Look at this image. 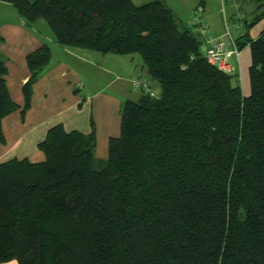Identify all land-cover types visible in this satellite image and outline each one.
<instances>
[{
    "label": "trees",
    "instance_id": "obj_1",
    "mask_svg": "<svg viewBox=\"0 0 264 264\" xmlns=\"http://www.w3.org/2000/svg\"><path fill=\"white\" fill-rule=\"evenodd\" d=\"M1 1L28 25L43 18L60 46L138 53L155 92L121 104L99 169L94 127L61 123L36 143L42 160L0 161V264H264V28L234 39L250 50L243 95L161 0ZM254 1L247 26L264 15ZM50 57L45 43L25 55L19 105L0 55V141Z\"/></svg>",
    "mask_w": 264,
    "mask_h": 264
},
{
    "label": "crops",
    "instance_id": "obj_2",
    "mask_svg": "<svg viewBox=\"0 0 264 264\" xmlns=\"http://www.w3.org/2000/svg\"><path fill=\"white\" fill-rule=\"evenodd\" d=\"M245 1L247 0H225L236 9L231 14H235L232 18L234 28L240 33L234 39L245 34L248 38H255L264 28V15L253 25L247 26L262 8H259L257 1L248 0L254 1L255 5L251 8V18L247 20L242 7ZM241 15L243 18H240ZM245 20L248 23H244ZM44 24L41 19H37L28 25L12 4L0 0V55L6 59V80L17 104H23L21 89L29 77L25 55L44 43L51 49L50 60L33 85L30 107L24 113L18 109L1 119L3 140L0 143L3 147L0 148V161L11 157L8 155L27 157L32 161L42 160L43 154L37 149L36 143L44 137L50 126L57 123H61L65 129H76L85 133L91 131L93 126L96 133L95 152L99 140L104 143L102 146L106 150L108 138L119 134L121 104L126 99H136L139 95L136 93L133 98L131 89L128 88L130 73L113 77L105 84L98 82L100 76L96 74L99 71L109 73L112 70L103 66L104 64H98V61L104 63L110 60L109 53L60 46ZM79 61L81 65L78 64ZM95 68L98 71H94ZM74 79L81 82L77 83V88L71 82ZM81 88L85 89V93L80 99L75 92ZM98 153L102 151L98 149ZM5 264L17 263L10 261Z\"/></svg>",
    "mask_w": 264,
    "mask_h": 264
},
{
    "label": "rangeland",
    "instance_id": "obj_3",
    "mask_svg": "<svg viewBox=\"0 0 264 264\" xmlns=\"http://www.w3.org/2000/svg\"><path fill=\"white\" fill-rule=\"evenodd\" d=\"M148 1L151 0H133L135 4H141ZM161 1L164 2L166 5H168L174 11V13L179 18H181L183 22H186L187 24L190 22L189 20H191L197 8L201 7L202 15L209 25V33L212 35L224 34L225 32L224 19L226 20L229 32L231 33L232 37H236L240 33L237 32L238 30L236 28H234V24L232 20V18L235 17V14L234 15L232 14L236 12V9L234 7L229 6V4L225 2V0H203L204 2H202L201 0H161ZM254 5H255L254 1H248V0L242 4L243 10L244 12H246L247 15L246 18L247 20L252 16L251 8ZM39 19H41V21L45 23L44 25L46 29H49V31H51L52 33L50 26L45 22V20L43 18H39ZM109 54L107 55H109L108 57H111L110 60L105 61L104 63L102 61H98V64L99 65L104 64L103 66H105L106 68H111L112 70L109 71V73L99 71V73L96 74L100 76L98 82L105 84L107 80H110L113 77L121 76V75L126 76V73H130L131 77H130V83L128 84V88L131 89L132 97L134 98V96H136V93H138V90L134 88L132 84V78H135L137 76H144V77L146 76L145 66L141 56L138 53H134L130 55L129 54L118 55L114 53H109ZM78 64L81 65V62L79 61ZM249 64H250V50L248 45H245L239 51L238 62L236 64L237 80L243 95H248L251 91V86L249 81V70H248ZM84 67L86 68V64ZM94 71H98V70H96L95 68ZM75 80L76 79L72 80L71 82L74 84V87L77 88L78 84H80L81 82ZM90 83H92V81ZM95 86L98 85L96 84ZM84 90L85 89L82 90L81 88V90L75 92L77 94V98L80 97L81 99L83 97V93H85ZM129 96H131V94ZM84 114L85 113L83 112V115ZM102 144L104 143H102L101 140H99L97 143V151L95 152L97 162L94 165L96 169H99L103 166V162L107 157V147L105 150V147L102 146ZM32 146L33 148H35L34 147L35 145ZM2 147L3 145L0 143V148ZM98 149L101 150L103 154L98 153ZM8 156L13 157V155H8ZM11 157H6V158L8 159Z\"/></svg>",
    "mask_w": 264,
    "mask_h": 264
},
{
    "label": "built area",
    "instance_id": "obj_4",
    "mask_svg": "<svg viewBox=\"0 0 264 264\" xmlns=\"http://www.w3.org/2000/svg\"><path fill=\"white\" fill-rule=\"evenodd\" d=\"M201 11V7L197 8L188 24L193 31L202 37V52L206 60L219 70L227 73L236 72V64L240 50L229 32L226 20L224 19V34L212 35L209 33V25ZM240 18H243V15ZM132 84L138 91H145L152 94L155 92L152 81L147 75L145 77L137 76L132 78Z\"/></svg>",
    "mask_w": 264,
    "mask_h": 264
}]
</instances>
